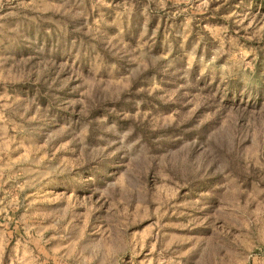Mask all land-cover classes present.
Returning <instances> with one entry per match:
<instances>
[{
  "label": "rangeland",
  "instance_id": "374dc122",
  "mask_svg": "<svg viewBox=\"0 0 264 264\" xmlns=\"http://www.w3.org/2000/svg\"><path fill=\"white\" fill-rule=\"evenodd\" d=\"M0 264H264V0H0Z\"/></svg>",
  "mask_w": 264,
  "mask_h": 264
}]
</instances>
